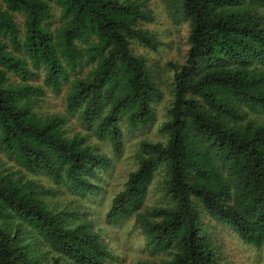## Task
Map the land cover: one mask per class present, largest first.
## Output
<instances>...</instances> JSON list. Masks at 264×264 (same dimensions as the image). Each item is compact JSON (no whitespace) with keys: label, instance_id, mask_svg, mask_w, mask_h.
Masks as SVG:
<instances>
[{"label":"trees","instance_id":"1","mask_svg":"<svg viewBox=\"0 0 264 264\" xmlns=\"http://www.w3.org/2000/svg\"><path fill=\"white\" fill-rule=\"evenodd\" d=\"M165 1L189 26L187 59L174 69L173 101L160 127L166 140L140 143L137 168L106 218L136 217L145 248L160 255L142 264H221L205 215L245 245L264 244V122H257L264 118V0ZM54 10L59 25L52 28ZM151 19L135 0H0V149L20 171L76 191L96 189L107 158L86 138L66 136L61 116L40 118L34 108L46 88L59 93L67 85L68 111L119 153L124 127L153 122L161 99L131 49L133 42L160 46L141 27ZM161 169L169 205L141 214ZM46 194L0 168V264L111 261L99 234L51 210ZM43 245L55 256L45 258Z\"/></svg>","mask_w":264,"mask_h":264},{"label":"rangeland","instance_id":"2","mask_svg":"<svg viewBox=\"0 0 264 264\" xmlns=\"http://www.w3.org/2000/svg\"><path fill=\"white\" fill-rule=\"evenodd\" d=\"M135 1L141 3L143 9L152 17L150 23L142 24L141 27L153 34L160 43L155 51L148 50L137 42L131 45L134 54L145 60L151 80L161 92V99L153 106V122L134 129L125 126L123 148L116 153L107 140L100 141L93 136L92 130L80 121L77 112L68 111L65 102L67 85L59 93L46 88L45 96L34 108L40 118L61 116L62 129L66 136L79 135L86 138L88 144L107 158V167L96 172V189L76 191L66 185L55 186L46 176L26 174L20 171L0 149V168L17 173V176H24L26 181L41 187L48 192L43 196V200L51 210L69 212L78 222L88 223L92 230L99 234L105 248L113 255V259L106 264H142L160 259V255L154 256L149 249L145 248L144 238L135 216L116 222L108 220L106 214L113 197L123 190L129 173L137 168L135 156L140 143L166 140L160 133V127L167 120V112L173 101L174 69H179L185 64L189 48L188 22L183 20L179 10L165 0ZM54 12L57 21L52 22V28L59 25V12L57 10ZM15 16L22 26L23 17L19 14ZM81 73L85 74V69ZM36 84H41V81L39 80ZM257 122L263 123L264 118L257 117ZM157 172L149 186L141 214H147L153 208L169 205L164 186L165 172L162 169ZM202 220L207 237L216 248L217 259L221 264H264V244L259 248L245 245L230 227L217 223L206 215ZM40 252L47 259L55 256V253L46 245L41 246Z\"/></svg>","mask_w":264,"mask_h":264}]
</instances>
